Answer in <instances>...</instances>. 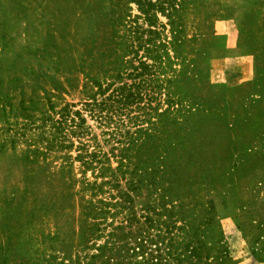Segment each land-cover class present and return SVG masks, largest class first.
Returning <instances> with one entry per match:
<instances>
[{"label": "trees", "instance_id": "16d2710c", "mask_svg": "<svg viewBox=\"0 0 264 264\" xmlns=\"http://www.w3.org/2000/svg\"><path fill=\"white\" fill-rule=\"evenodd\" d=\"M193 1L94 3V31L102 35L99 47L104 49L94 56V69L86 66L83 106L108 130L110 155L94 140L87 142L89 127L80 111L70 110L72 105L55 110L48 101L43 111L33 104L13 107L0 93V152L6 142L11 144L24 183L20 192L4 196L0 208L5 239L0 264H79L78 255H70L76 247L92 250L81 264H236L214 201L195 197L204 188L222 185L228 165L243 163L222 134L229 126L213 123L218 116L211 119L218 92L211 88V94H200V69L195 58H186L194 37L186 35L182 18ZM157 24L161 30L168 25V40L159 37ZM17 142L24 145L19 155L13 148ZM51 159L60 164L49 171ZM75 161L81 168L79 192L88 198L82 199L76 239L65 242L58 228L53 233L43 228L58 218L64 197L71 196ZM42 181L50 184V198L37 196ZM13 225L15 232H10ZM45 249L56 252L45 254Z\"/></svg>", "mask_w": 264, "mask_h": 264}, {"label": "rangeland", "instance_id": "374dc122", "mask_svg": "<svg viewBox=\"0 0 264 264\" xmlns=\"http://www.w3.org/2000/svg\"><path fill=\"white\" fill-rule=\"evenodd\" d=\"M94 3L96 0H0V93L13 107L33 104V109L43 111L48 101L55 110L72 105L70 110L80 111L89 127L91 140L87 142L94 140L101 152L110 155L108 130L90 118L83 106L85 73L90 72L86 66L94 69V56L104 49L99 47L102 35L94 31ZM132 13H136L134 8ZM182 20L186 35L194 37L185 50L186 58H195L200 69L204 83L199 84L200 94H211V88L218 92L211 102V119L218 116L219 122L213 123L229 126L222 134L243 163L228 165L229 176L222 185L204 188L195 197L198 202L214 201L219 227L236 264H264V0H194ZM158 21L166 23L162 16ZM156 27L160 38H170L168 25L163 30L158 24ZM210 84L221 86L208 87ZM68 139L77 143L75 136ZM10 147L6 142L0 152V208L4 196L20 192L24 185L23 169ZM13 148L19 155L24 145L17 142ZM70 154H75L73 146ZM51 160L49 171L60 164L59 159ZM110 161L114 166L111 157ZM80 171L78 162H72L71 196L64 197L62 209L56 212L58 218L43 228L50 233L58 228L65 242L76 239L82 199L88 198L79 192ZM85 177L92 180L90 171ZM49 187L42 181L37 196L50 198L53 191ZM2 231L0 225V244L5 242ZM10 232H15L14 225ZM252 250L257 252L252 254ZM91 252L89 247H76L70 255L74 259L77 254L82 262L83 255ZM10 259L8 256L6 261Z\"/></svg>", "mask_w": 264, "mask_h": 264}]
</instances>
